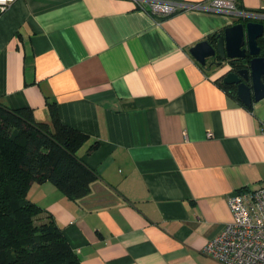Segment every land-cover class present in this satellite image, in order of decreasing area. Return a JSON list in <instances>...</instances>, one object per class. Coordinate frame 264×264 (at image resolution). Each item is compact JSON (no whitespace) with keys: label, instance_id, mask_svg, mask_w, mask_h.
Listing matches in <instances>:
<instances>
[{"label":"crops","instance_id":"0c3cea01","mask_svg":"<svg viewBox=\"0 0 264 264\" xmlns=\"http://www.w3.org/2000/svg\"><path fill=\"white\" fill-rule=\"evenodd\" d=\"M148 2L14 0L0 14V102L43 122L55 102L87 135L77 155L97 173L89 194L72 199L51 181L28 192L81 264H222L204 249L233 220L228 196L264 183V97L249 108L222 81L229 65L190 52L238 13L158 17Z\"/></svg>","mask_w":264,"mask_h":264},{"label":"trees","instance_id":"16d2710c","mask_svg":"<svg viewBox=\"0 0 264 264\" xmlns=\"http://www.w3.org/2000/svg\"><path fill=\"white\" fill-rule=\"evenodd\" d=\"M50 112L43 122L0 102V264H81L54 217L28 197L34 181H51L80 199L97 177L77 155L87 135L61 121L55 102Z\"/></svg>","mask_w":264,"mask_h":264},{"label":"built area","instance_id":"2783aa9c","mask_svg":"<svg viewBox=\"0 0 264 264\" xmlns=\"http://www.w3.org/2000/svg\"><path fill=\"white\" fill-rule=\"evenodd\" d=\"M13 1L0 0V14ZM195 8L238 14L255 13L240 11L236 0H210L206 5L174 0H149L147 10L158 17H165L179 10ZM256 13H264V0L261 11ZM227 201L233 220L208 241L205 253L222 264H264V183L255 190L235 192L228 196Z\"/></svg>","mask_w":264,"mask_h":264},{"label":"water","instance_id":"95a60500","mask_svg":"<svg viewBox=\"0 0 264 264\" xmlns=\"http://www.w3.org/2000/svg\"><path fill=\"white\" fill-rule=\"evenodd\" d=\"M239 20L212 41L198 42L190 52L204 66L210 59L217 66L229 65L223 83L235 85L238 97L249 106L264 97V53L259 43L264 37V13L239 14Z\"/></svg>","mask_w":264,"mask_h":264},{"label":"flooded vegetation","instance_id":"af4514ba","mask_svg":"<svg viewBox=\"0 0 264 264\" xmlns=\"http://www.w3.org/2000/svg\"><path fill=\"white\" fill-rule=\"evenodd\" d=\"M239 62H240V61H239ZM206 66H207L208 68L219 67V66L216 65V61H214V60H212V59H210V60L208 61V63H207ZM225 75H226V74H225ZM225 75L223 76L222 81H223ZM225 85H227L228 87H230V88H232V89H234V86H235V85H230V84H225Z\"/></svg>","mask_w":264,"mask_h":264}]
</instances>
